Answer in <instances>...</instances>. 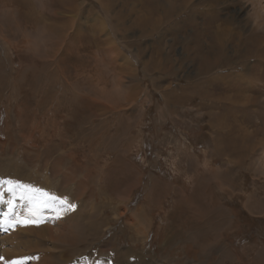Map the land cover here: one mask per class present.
I'll return each instance as SVG.
<instances>
[{"label":"rangeland","instance_id":"374dc122","mask_svg":"<svg viewBox=\"0 0 264 264\" xmlns=\"http://www.w3.org/2000/svg\"><path fill=\"white\" fill-rule=\"evenodd\" d=\"M200 1L188 22L182 17L181 33L197 56L164 35L159 46L169 54V72L157 85L143 70L161 59L144 27L145 0H74L82 17L75 16V4L58 15L49 9L58 32L53 37L67 45L53 64L44 51L48 33L35 34L50 21L42 31L26 26L21 34L0 23V166L9 170L0 184L16 196L27 191L16 182L30 181V191L43 188L38 195L46 200L37 205L48 217L33 214L30 222L39 230L42 222L51 225L59 237L54 244H74L88 262L264 264V49L252 43L264 34V1ZM206 8L216 19L210 21ZM223 28L233 35L225 41L226 60L198 75L200 62L212 61L206 55L211 36ZM107 37L134 74L120 56L112 60ZM195 81L199 94L190 88ZM168 86L173 97L166 103ZM183 91L189 99L179 98ZM47 202L82 217L77 225L65 221L63 229L60 213ZM48 230L42 228L44 235Z\"/></svg>","mask_w":264,"mask_h":264},{"label":"bare ground","instance_id":"6f19581e","mask_svg":"<svg viewBox=\"0 0 264 264\" xmlns=\"http://www.w3.org/2000/svg\"><path fill=\"white\" fill-rule=\"evenodd\" d=\"M74 0H0V23L3 26L8 27L9 29H13V31L15 32L16 30L18 31L17 33L21 34L24 33L26 28L28 26H30L31 28H33L32 30H34L31 33H34L37 28L39 29V33H35L37 36H41L40 34L44 35L45 33H48V35L45 37L46 42L45 43H49L47 44V48L46 50H44L46 52V54L49 53V56H51L52 58V64L54 62V59L56 57V55H63L64 50H62L63 48L66 49V43L62 40H58L55 39L53 37L54 34H56V36L58 35V32L56 30H54L53 26L54 24H52L51 21V15H50V10L51 9L53 12L51 14H56L58 15L61 11L60 9H63V7H68L70 9V11H73V7L70 8V6L74 5V9H75V16L77 14H79L78 17H82V14L84 9L80 6V3H74ZM102 1L103 0H99ZM108 3H111L113 0H106ZM117 0H115L116 2ZM140 1V0H138ZM202 1V0H201ZM200 1V2H201ZM210 1V0H209ZM264 1V0H263ZM106 2V3H107ZM208 2V1H207ZM107 3V4H108ZM206 3V2H205ZM213 3V2H212ZM99 5L103 8L102 3L99 2ZM197 0H170V2L168 3L166 0H145V10H144V27L146 28V31L148 33V37H151L153 40H155V42L158 44V48H157V54L158 57L161 58L160 60H158L157 62H155L153 64L152 67L149 68V66H147V63L144 64L143 66V70L145 72V74L148 73V76H150V81L153 85H157L161 78H163V75L166 76L167 74V68L168 66H166L165 62L168 63V61H166L167 56L169 55L168 52H163L165 50L161 45L160 42L165 39L164 35L169 36L170 35L173 37V43H175V41L177 42V40H179L180 42L182 41L184 43V47L186 48L185 52H189L191 51L194 54V57L197 56V50L195 49L196 44L200 43L198 40L200 39L201 33H197V35H195V48L189 47V43L184 40L183 35H181L182 33V29L183 27H185V24L188 22L187 20H189V18L192 16L191 13L193 10H197L198 13V9H197ZM208 6V5H207ZM199 7V6H198ZM201 7V6H200ZM210 8V7H209ZM206 13V15H209L210 21L211 19H216V13L215 11H210V9L206 8V10H204ZM200 13V12H199ZM202 13V12H201ZM53 14V15H54ZM185 16V18L183 19L182 17ZM54 17V16H53ZM196 17V16H195ZM215 17V18H214ZM181 19V21H180ZM182 19L184 21L187 22H183ZM208 19V18H207ZM47 20V22H51L49 24H44V28L41 30L40 27L43 25V21ZM193 20V18H192ZM209 21V19H208ZM209 23V22H208ZM214 23V22H213ZM197 24V23H196ZM164 25V26H163ZM27 26V27H26ZM188 26V25H187ZM203 26V25H202ZM258 28H261V25H257ZM142 28V27H141ZM144 28V30H145ZM20 29V30H18ZM143 30V28H142ZM23 31V32H22ZM192 31V30H191ZM203 31V30H202ZM201 31V32H202ZM8 32V31H7ZM143 32V31H141ZM145 32V31H144ZM187 32V31H186ZM205 32V31H204ZM264 32V31H263ZM12 33V32H10ZM9 33V34H10ZM26 33V32H25ZM28 33V32H27ZM116 33V32H115ZM30 34V32H29ZM27 34V35H29ZM0 35L4 36V34H2L0 32ZM13 35V34H12ZM33 35V34H31ZM0 36V37H1ZM24 36V35H23ZM35 36V35H34ZM10 37V36H9ZM18 37V36H16ZM27 37V36H26ZM25 37V38H26ZM140 37V36H139ZM233 37V35L231 34V30L230 29H222L220 30V32H215L212 36H211V44L210 47L207 46V50L208 53L206 54L208 56V58H212V61H203L200 62V66L198 67L197 73L198 75H203L204 73H208L214 65H218V64H222V62H224L226 59L225 57L227 56V53L225 52V41L231 40ZM33 38V36H32ZM38 38V37H37ZM171 38V37H170ZM6 39V38H5ZM8 39V37H7ZM40 39V37H39ZM240 39V37H239ZM28 40H30L28 38ZM32 40V39H31ZM41 40V39H40ZM152 40V41H153ZM242 40V39H241ZM247 40V39H246ZM33 41V40H32ZM6 42V40H5ZM107 42L108 46H107V51L108 54L113 58L112 60H114L116 57L120 56L124 62V64L126 65L127 68V72H131L132 74L135 73V69L131 68L132 65L129 63L128 59L126 57L122 56V53L120 52V50L116 47V45L114 44V42L107 37V39L105 40V43ZM164 42V41H163ZM250 42V41H249ZM179 43V42H178ZM227 43V42H226ZM232 43V42H231ZM246 43V42H245ZM252 43L256 46H260V48L264 49V34L261 36L255 35ZM156 44V45H157ZM163 44V43H161ZM180 44V43H179ZM238 44V43H237ZM230 45V44H229ZM243 45V44H242ZM165 46V44H164ZM191 46V45H190ZM183 47V48H184ZM152 48V47H151ZM233 48V47H232ZM241 47L238 46V49H240ZM244 48V47H243ZM237 49V50H238ZM140 50V49H139ZM172 50V49H171ZM211 50V51H210ZM257 50H259L257 48ZM106 51V52H107ZM182 51V50H181ZM245 51V50H243ZM262 51V50H261ZM101 52V51H100ZM103 53V55L105 56V53ZM172 52V51H171ZM249 52H251V50H249ZM249 52H247V54H250ZM65 53V52H64ZM144 53V52H143ZM170 53V52H169ZM185 54V53H183ZM244 54L246 55V51L244 52ZM42 56V55H41ZM156 56V55H155ZM243 56V55H242ZM241 56V57H242ZM164 57V58H163ZM229 57V56H228ZM163 58V59H162ZM64 60L67 59V57L63 58ZM105 59V58H104ZM188 59V58H187ZM196 59V58H195ZM60 60V59H58ZM118 60V58L116 59ZM115 60V61H116ZM151 59L148 58V61H150ZM11 61V60H10ZM63 61V60H62ZM147 61V62H148ZM152 61V60H151ZM170 61V60H169ZM76 62H79L78 60ZM108 62V59L107 61ZM111 62V61H110ZM109 62V63H110ZM171 62V61H170ZM13 64V63H12ZM23 64V63H22ZM49 64V62H48ZM51 64V65H52ZM55 64V63H54ZM100 64V63H99ZM113 64V63H112ZM111 65V64H110ZM112 66V65H111ZM111 66H110V70H111ZM121 67V66H120ZM152 68V70H151ZM223 68H227V67H222V68H215L213 69V71L215 70H219V69H223ZM52 69V68H51ZM242 69H244L242 67ZM113 70V69H112ZM111 70V71H112ZM117 70V68H116ZM122 70V69H121ZM151 70V72H150ZM119 70H117L118 73ZM124 69V72H126ZM169 72V71H168ZM122 73V72H121ZM150 73H152L151 75L154 76L155 74L157 75L156 79L151 78ZM58 74V73H57ZM118 75V74H117ZM206 75V74H205ZM211 75V74H210ZM128 76V75H127ZM147 76V75H146ZM118 77V76H117ZM125 77V76H124ZM167 77V76H166ZM128 78V77H127ZM170 78V77H169ZM221 78V77H220ZM60 79V78H59ZM148 79V78H147ZM164 79V78H163ZM121 80V79H120ZM190 80V79H189ZM203 80V79H202ZM133 81L137 82V78H135V76H133ZM158 81V82H157ZM2 83V82H1ZM198 81L193 82V85L190 87L193 90V94H199V92H197L196 90H199V86L200 83L198 84ZM235 84V83H234ZM37 85V84H36ZM136 86V85H135ZM211 86V85H210ZM67 87V86H66ZM230 87V86H229ZM126 88L128 89L129 87L126 86ZM137 89V87L135 88ZM171 87H167L164 89L163 93L166 96V103L170 102L171 97H173V91L171 90ZM53 90V89H52ZM61 90V89H60ZM140 90V89H139ZM176 90V89H175ZM68 91V90H67ZM71 91V90H70ZM126 91V90H125ZM130 91H132V89L130 88ZM129 91V92H130ZM201 93L204 95L205 93H208V90L203 91V89L200 90ZM62 92V91H61ZM213 92V91H212ZM54 93V92H53ZM126 93V92H125ZM132 93V92H131ZM244 93V92H243ZM55 94V93H54ZM242 94V93H241ZM124 95V94H123ZM138 95V93H137ZM136 95V96H137ZM191 93L187 92L185 93L183 91L182 95H180V99L184 100V99H189ZM135 96V98H136ZM61 98V97H60ZM75 98V96H74ZM176 98V96H175ZM203 98V97H202ZM65 99V98H63ZM74 100V99H73ZM76 100V99H75ZM54 101H56L54 99ZM58 101V98H57ZM64 101V100H63ZM68 101V100H67ZM71 101V100H69ZM131 101V100H130ZM60 102V101H59ZM77 102V100H76ZM75 102V103H76ZM52 103V102H51ZM57 103V102H56ZM166 103L164 105H166ZM63 104V103H62ZM129 104V103H128ZM53 105V104H52ZM55 105V104H54ZM58 105V104H57ZM68 105V104H67ZM72 105V103L70 104V106ZM169 104H167L168 106ZM65 106V105H64ZM166 106V107H167ZM57 107V106H56ZM61 108V107H60ZM62 109V108H61ZM68 110V109H67ZM57 111V110H56ZM69 111V110H68ZM168 111V110H167ZM70 112V111H69ZM68 113V112H67ZM65 118V117H64ZM60 120V119H59ZM66 120V119H65ZM71 120V119H70ZM79 121V120H78ZM81 121V120H80ZM76 125V124H75ZM79 125V124H78ZM79 128V127H78ZM88 130V129H87ZM69 131V129H68ZM78 131V130H76ZM74 132V130H73ZM61 133V131H60ZM70 133V132H69ZM75 134V133H74ZM79 134V132L77 133ZM64 135V134H63ZM69 135V134H68ZM73 135V134H72ZM62 136V135H61ZM71 136V135H70ZM64 137V136H63ZM67 137V136H65ZM73 138V137H72ZM80 140V139H79ZM78 140V141H79ZM64 142V141H63ZM62 142V144H63ZM68 142V141H67ZM59 143V142H58ZM61 143V141H60ZM70 143V142H69ZM68 145V144H67ZM56 147V146H55ZM49 148L48 151H50V147H47V149ZM52 148V147H51ZM54 149V148H53ZM70 150V149H69ZM68 150V151H69ZM47 151V150H46ZM47 151V152H48ZM59 151V148H58ZM215 151H218V147H215ZM57 152V151H56ZM62 152V151H61ZM247 153V155H245V157H249L248 155L252 154V150H248V152H245V154ZM63 154V153H62ZM59 155V154H58ZM57 155V156H58ZM60 156V155H59ZM62 156V155H61ZM71 156V155H70ZM58 158V157H57ZM61 158V157H60ZM65 158V157H64ZM66 159V158H65ZM68 159V158H67ZM189 159H191L190 155H189ZM263 159V158H262ZM4 160V159H3ZM59 162V161H58ZM69 162V161H68ZM8 163V161H7ZM66 163V162H65ZM78 163V162H77ZM213 163V162H212ZM5 164V163H4ZM74 164V163H73ZM8 165V164H7ZM24 165V164H23ZM64 165V164H63ZM66 165V164H65ZM71 165V164H70ZM78 165V164H77ZM203 166H208L209 162L207 161V158H204V162L202 163ZM22 166V165H20ZM60 166V165H59ZM67 166V165H66ZM73 166V165H72ZM1 168L5 169L4 166H0ZM9 167V166H8ZM16 167V166H15ZM80 167V166H79ZM22 168H24L22 166ZM71 168V167H70ZM12 170V169H11ZM17 170V169H16ZM76 170V168H75ZM9 170H2L0 175H2V177L8 173ZM213 171H215L213 169ZM14 173V172H13ZM12 173V174H13ZM47 174V173H46ZM27 177V176H26ZM6 178V177H5ZM4 178V179H5ZM25 178V177H24ZM1 179V178H0ZM13 179V180H12ZM12 179L9 178V180L12 181H17L18 179V175L17 177H12ZM64 179V178H63ZM3 180V179H2ZM7 180V179H6ZM8 180V181H9ZM26 180V179H25ZM1 181V180H0ZM6 181V182H8ZM11 181V183H12ZM49 181V180H48ZM30 183V181H28ZM28 182H16L17 186H26L25 188H27V191H24L25 193H19V196L14 195L13 193H9L7 192V187L3 186V184H0L1 190H0V264H67L70 261H64L65 257L68 256H73L71 259V263L70 264H95V262H88L89 258L88 257H82L81 254H79V248L75 247L74 244H71L69 246V249L67 248H62L61 244H54L56 242L59 243L58 238H56L52 232L51 234V228H53L51 225L47 226L46 224H44V222H42L43 224H40V230L37 228V224L32 221L30 222V220H32L33 214H34V219L37 218L39 220L45 219L48 216L47 215H42L39 214L41 209L38 207L37 202L40 200H46L44 198L43 195H38V190H40V193L44 192L43 188H40L38 190H35L34 188H31L30 191L29 190V184ZM47 182V181H46ZM50 182V181H49ZM9 183V182H8ZM20 183V184H18ZM6 184V183H5ZM52 184V183H50ZM53 185V184H52ZM75 185V184H74ZM9 186H11V184H9ZM15 186V185H14ZM28 186V187H27ZM55 187V186H54ZM71 187V186H70ZM10 187V191H11ZM17 188V187H16ZM22 188V187H21ZM22 188V189H25ZM45 188V187H44ZM68 188V187H67ZM3 189H6V191L4 190L2 192ZM14 189V188H13ZM19 189V188H18ZM16 189V190H18ZM55 190V189H54ZM9 191V190H8ZM14 191V190H12ZM42 191V192H41ZM61 191V190H60ZM68 191V190H67ZM16 192V191H14ZM19 192V191H18ZM17 192V193H18ZM22 192V191H21ZM37 192V194H36ZM64 192V191H63ZM16 193V194H17ZM60 194V193H59ZM48 195L50 197H52V193H48ZM56 195V194H55ZM54 195V196H55ZM61 195V194H60ZM59 195V196H60ZM56 199V198H55ZM34 200V201H33ZM48 206L52 209L53 205L54 208H56V205L53 204L52 202H47ZM92 203V202H91ZM33 205V207H32ZM34 207H36L34 209ZM58 208H56L57 213H60V217L59 219L60 222L58 223V225H60L61 228H66L63 226V224L68 223L70 225H77V222L79 221V219L82 217L80 214L77 215L76 213V217L75 215L73 216V213L70 212L68 210V212H66L65 210L62 209V206L59 207V205H57ZM95 207V206H94ZM82 208V207H81ZM83 209V208H82ZM141 209V208H140ZM33 210V211H32ZM139 210V209H138ZM43 211V210H42ZM137 212H133L132 217H130V219H134L136 216ZM25 214V215H24ZM64 215V216H63ZM25 216V217H24ZM74 217V218H73ZM76 218V220H75ZM55 219L56 218V214H55ZM43 221V220H42ZM138 223V222H137ZM80 224V223H79ZM139 224V223H138ZM68 225V226H70ZM33 226V229L31 228ZM36 226V227H35ZM66 226V225H65ZM35 227V228H34ZM49 228L47 234L49 235H44V232L42 231V228L45 229ZM73 227V226H72ZM51 229V230H50ZM67 231V229H65ZM47 231V229H46ZM46 233V232H45ZM35 235V239L32 240L30 239V236ZM173 234V233H172ZM175 236V235H173ZM34 237V236H33ZM172 237V236H170ZM190 237V235H189ZM176 239V238H175ZM44 240L50 241V245L49 247H46L47 244L45 245ZM164 240V239H163ZM61 242V241H60ZM163 242V241H162ZM171 242V241H170ZM47 243V242H46ZM67 243V242H66ZM65 243V244H66ZM165 243V242H164ZM45 245V247H44ZM63 246V245H62ZM165 246V245H164ZM53 247V248H52ZM168 248V247H167ZM51 249H53L54 251H52ZM168 251V250H167ZM99 254V253H98ZM122 254V253H121ZM181 255V254H180ZM120 256V255H119ZM164 256V255H163ZM74 257H77L76 259ZM162 257V256H161ZM74 258V259H73ZM70 259V258H69ZM133 259V258H132ZM135 261V259H133ZM158 260V259H157ZM197 260V259H196ZM123 261V260H122ZM159 261V260H158ZM158 261L152 262L150 264H158ZM98 262V261H97ZM112 262V261H111ZM118 262V261H117ZM104 263V262H103ZM106 263V261H105ZM128 264H135L133 261L128 263ZM138 264H148V261L145 263L143 261H140Z\"/></svg>","mask_w":264,"mask_h":264}]
</instances>
